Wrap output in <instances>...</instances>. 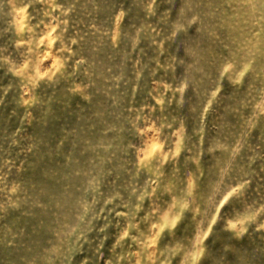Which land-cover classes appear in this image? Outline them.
I'll return each mask as SVG.
<instances>
[{
	"label": "rangeland",
	"instance_id": "rangeland-1",
	"mask_svg": "<svg viewBox=\"0 0 264 264\" xmlns=\"http://www.w3.org/2000/svg\"><path fill=\"white\" fill-rule=\"evenodd\" d=\"M0 264H264V0H0Z\"/></svg>",
	"mask_w": 264,
	"mask_h": 264
}]
</instances>
